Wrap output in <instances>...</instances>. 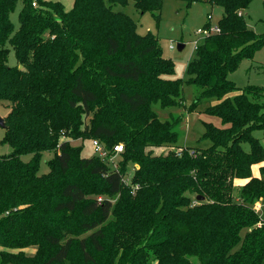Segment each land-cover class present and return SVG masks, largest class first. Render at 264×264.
<instances>
[{"label":"trees","instance_id":"obj_1","mask_svg":"<svg viewBox=\"0 0 264 264\" xmlns=\"http://www.w3.org/2000/svg\"><path fill=\"white\" fill-rule=\"evenodd\" d=\"M129 1L154 15L163 0H73L68 11L60 2L0 0L2 142L11 148L0 155V264H262L264 219L252 204L264 199V165L251 175L264 162L252 136L264 130L262 89L228 79L264 45L243 18L252 0H183L223 11L218 31L195 46L185 81L172 78L158 37L138 34L113 9ZM183 83L198 91L187 112L213 99L203 113L219 125L203 122L209 147L155 155L151 147L175 144L178 134L150 105L181 101ZM86 138L109 151L122 144L118 166L82 157L68 141ZM44 152L52 158L39 174ZM128 162L136 168L126 184ZM236 179L246 182L235 198Z\"/></svg>","mask_w":264,"mask_h":264},{"label":"rangeland","instance_id":"obj_2","mask_svg":"<svg viewBox=\"0 0 264 264\" xmlns=\"http://www.w3.org/2000/svg\"><path fill=\"white\" fill-rule=\"evenodd\" d=\"M52 2H60L65 11L72 7L73 0H45ZM20 3H17L14 11L10 15L11 22L14 29L18 28V11ZM114 10L123 11L136 23V31L138 34L152 33L158 37L159 45L161 47L162 56L170 59L173 62V75L172 78H178L182 81L188 79L186 73V65L195 56L194 48L200 45L204 36L212 34V27L217 25L218 20L222 16V9L219 6L210 7L205 2H193L186 5L183 0H163L159 12H154L157 18L147 12L142 14L133 7V3H129L125 7L113 5ZM205 9V13L203 12ZM243 18L247 27L257 34H264V0H252L246 10L243 11ZM209 16V19H208ZM208 27L207 34L198 33L197 30ZM211 29V30H210ZM208 34V35H209ZM177 44H183L181 50H177ZM172 46V48L170 47ZM8 49L6 64L9 67L17 65L13 49L6 45ZM228 79L232 81L237 87L243 88L245 86H256L262 89V96L256 99L264 106V45L255 50L252 59L242 61L238 68L228 75ZM234 94V93H233ZM198 95L196 87L189 83H183L181 97L182 100L169 107H162L159 101L152 102L150 105L151 110L162 120H169L174 125V130L178 134L175 144H166L157 147H151L155 155L165 154L169 150L176 151L178 148L194 147L206 148L209 147L211 142L209 139L202 138L204 133L203 122H212L219 125V122L206 116L203 111L208 105H211L213 99L204 101L196 107V111L187 112V108L193 103ZM232 96V94H231ZM0 103V117L4 118L8 108H3ZM91 116V115H90ZM89 116V117H90ZM88 116L83 115L84 122L88 123ZM4 135L3 128L0 127V155H6L11 152L8 144L2 142ZM252 136L258 139L264 148V130L253 131ZM61 138L60 140H64ZM70 144L75 147H81L82 157L98 156L101 160H106L108 165L118 166L120 156L112 151H106V157L96 154L92 141L90 139L84 140H71L68 139ZM122 145V144H121ZM246 147V146H245ZM23 161H28L30 155H23L20 157ZM52 158V152H44L41 155L39 163V174L47 172L46 161ZM134 167V168H133ZM136 165L127 163L122 178L127 184L130 181L133 169ZM258 170V168H257ZM256 172V169L254 168ZM235 198L238 196L236 189H233ZM102 197V196H100ZM194 199V197H192ZM253 206V204H252ZM261 219H264V212L258 211ZM25 255H29L33 248H26ZM264 264V261L263 263Z\"/></svg>","mask_w":264,"mask_h":264},{"label":"built area","instance_id":"obj_3","mask_svg":"<svg viewBox=\"0 0 264 264\" xmlns=\"http://www.w3.org/2000/svg\"><path fill=\"white\" fill-rule=\"evenodd\" d=\"M36 4H37V0H31L32 7H36L37 6ZM239 14H240V12H239ZM208 19H209V16H208ZM212 29H213L212 32H214V33L218 31V29L216 28V26L212 27ZM208 31H209V28L208 27H204V28H201V29H198L197 30V32L198 33H201V34H207ZM170 47L172 48V46H170ZM92 146H93L96 154H98L100 157L101 156H104V157L107 156L106 155V151L104 149V146L99 141L93 140L92 141ZM121 151H122V145L121 144L114 145L113 148H112V152L115 153V154H118ZM113 167H117V166H113ZM252 208H253V210L255 212H258V211L264 212V199L257 200L255 203H253Z\"/></svg>","mask_w":264,"mask_h":264},{"label":"crops","instance_id":"obj_4","mask_svg":"<svg viewBox=\"0 0 264 264\" xmlns=\"http://www.w3.org/2000/svg\"><path fill=\"white\" fill-rule=\"evenodd\" d=\"M203 11H206L205 9H203ZM215 103V101L213 100L212 101V103L211 104H214ZM260 142V141H259ZM260 144H261V142H260ZM262 145V144H261ZM262 165H264V162H262V163H259V164H254V165H252V167H251V175L253 176V177H259L260 176V174H259V168H260V166H262ZM254 168L256 169V172L254 171ZM257 168H258V170H257ZM246 182V180H244V179H236V180H234V187H235V189L236 188H240L244 183ZM257 213V212H256ZM258 214V213H257ZM258 216L260 217V215L258 214ZM27 248H33V251L29 254V255H27V256H32L33 254H34V252H35V247H33V246H30V247H27ZM26 249V248H25ZM25 249H23L22 251L23 252H26V250Z\"/></svg>","mask_w":264,"mask_h":264},{"label":"water","instance_id":"obj_5","mask_svg":"<svg viewBox=\"0 0 264 264\" xmlns=\"http://www.w3.org/2000/svg\"><path fill=\"white\" fill-rule=\"evenodd\" d=\"M205 13V11H203ZM183 48V44H177V50H181ZM0 127L4 128L3 119L0 117ZM196 200H203V196H196Z\"/></svg>","mask_w":264,"mask_h":264}]
</instances>
